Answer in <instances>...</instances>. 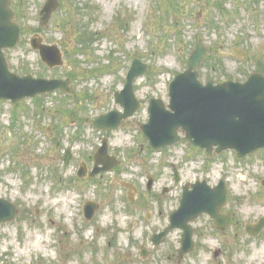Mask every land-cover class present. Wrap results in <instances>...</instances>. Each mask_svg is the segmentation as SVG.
<instances>
[{"label":"rangeland","instance_id":"obj_1","mask_svg":"<svg viewBox=\"0 0 264 264\" xmlns=\"http://www.w3.org/2000/svg\"><path fill=\"white\" fill-rule=\"evenodd\" d=\"M45 1L11 0L22 42L7 62L18 75L70 78L72 93L17 106L0 101V198L17 208L13 221L0 224V264H264V228L256 237L245 231L264 218V150L241 160L233 151L206 159L185 144L152 152L139 131L150 99L168 104V85L184 71L197 33L209 50L198 69L202 84L264 76V0H58L41 26ZM35 34L59 47L62 67L41 64L28 46ZM235 50L243 52L240 60ZM133 58L148 65L134 82L140 108L104 135L92 121L121 111L113 97ZM104 137L118 168L92 181L77 179L78 164ZM66 148L73 158L64 166ZM116 175L137 189L133 202L125 189L111 186ZM221 179L227 202L220 213L231 216L229 226L217 230L201 214L191 223L194 249L180 259V230L152 245L151 235L178 208L182 186L204 180L215 187ZM88 201L99 206L90 222L82 211Z\"/></svg>","mask_w":264,"mask_h":264},{"label":"water","instance_id":"obj_2","mask_svg":"<svg viewBox=\"0 0 264 264\" xmlns=\"http://www.w3.org/2000/svg\"><path fill=\"white\" fill-rule=\"evenodd\" d=\"M58 6L57 0L46 1L40 12L42 25L49 21ZM13 19L9 0H0V100H10L16 104L57 90L69 93V80L34 79L30 75L19 77L9 72L3 50L12 49L20 42V28ZM30 46L39 52L41 60L49 68L62 65L61 53L56 45H43L41 37L33 36ZM206 52L197 34L196 46L186 61V70L175 76L169 84L168 107L160 99L150 100L148 122L140 126L149 147L156 151L177 143H187L204 150L206 157L211 156L215 148V154L232 150L238 158L264 149V77L251 74L244 83L225 81L214 85L209 81L202 85L196 70ZM147 70L148 66L139 60L132 61L123 90L115 94V102L122 107L123 113L112 111L100 116L93 122L96 129H115L122 120L133 115L139 106L133 95V82ZM179 131L184 133V137L179 136ZM106 156L107 142L104 139L95 155V165L103 163L102 159ZM116 164L115 160L111 161L108 169ZM120 184L130 189L128 185ZM226 201L227 189L223 180L213 189L205 181L184 186L179 208L170 215L169 226L161 234L152 237L153 244L158 245L171 230L179 228L183 232L179 257L189 253L194 246L189 223L206 213L214 219L215 227L225 228L230 218L219 213ZM93 210L92 205L86 207L87 218L92 216ZM14 215V207L0 200V223L11 221ZM263 228L264 219H261L256 225H247L246 232L254 237Z\"/></svg>","mask_w":264,"mask_h":264},{"label":"flooded vegetation","instance_id":"obj_3","mask_svg":"<svg viewBox=\"0 0 264 264\" xmlns=\"http://www.w3.org/2000/svg\"><path fill=\"white\" fill-rule=\"evenodd\" d=\"M10 7L15 11V9H14V5L12 4L11 0H10ZM9 52H10V50H5V51H4V54L7 55ZM139 108H140V103H139ZM55 130H56V128H54L53 131H55ZM58 131H59V130H58ZM107 134H108V133L105 132L104 135H107ZM104 138H105V137H104ZM56 141H57V140H56ZM56 145L59 146V143H56ZM56 145L54 146V148H56ZM67 149H69V148H66V149L64 150V152H63V156L61 157L62 164H63L64 166H67V165H65V163H64L65 151H66ZM96 149H97V148H96ZM95 153H96V151H94V152L88 154L87 157H83V158H82V161L78 164V168H77V171H76V174H75V177H76L77 179H79V180H83V181H92L94 178H96V177H98V176L101 177L102 175H104V174H106V173H108V174H109V173H112V172H114V171L118 168L119 165H118L116 168L112 169L110 172L100 173L98 176L93 177V178H90V174H91V172L94 170V167H95V161H94V155H95ZM69 154H70V156H69L68 160H69V163H70V162L72 161V158H73V154H72V152H71L70 149H69ZM108 155H109V157H110V156L114 157L115 160H116V162H118V164H119V161H118L117 156H116L115 154L109 152V148H108ZM104 161H105V160H104ZM110 164H111L110 159H109V161H108V159H107V160H106V163H105V164H102V168H109V167H110ZM96 169H98V167H97ZM173 171H174V170H173ZM78 174H79V175H78ZM79 176H80V177H79ZM83 181H78V182L82 183Z\"/></svg>","mask_w":264,"mask_h":264}]
</instances>
